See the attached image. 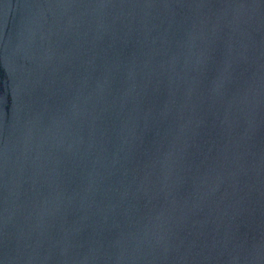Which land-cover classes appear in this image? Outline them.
I'll return each instance as SVG.
<instances>
[{
	"label": "water",
	"instance_id": "95a60500",
	"mask_svg": "<svg viewBox=\"0 0 264 264\" xmlns=\"http://www.w3.org/2000/svg\"><path fill=\"white\" fill-rule=\"evenodd\" d=\"M0 264H264V0H0Z\"/></svg>",
	"mask_w": 264,
	"mask_h": 264
}]
</instances>
